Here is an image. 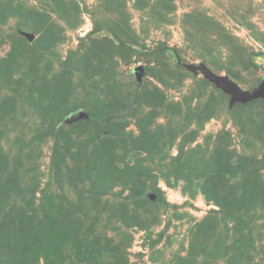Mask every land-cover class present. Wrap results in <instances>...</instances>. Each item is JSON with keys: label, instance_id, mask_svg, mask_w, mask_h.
<instances>
[{"label": "rangeland", "instance_id": "374dc122", "mask_svg": "<svg viewBox=\"0 0 264 264\" xmlns=\"http://www.w3.org/2000/svg\"><path fill=\"white\" fill-rule=\"evenodd\" d=\"M186 64L259 87L264 0H0V264H264V98Z\"/></svg>", "mask_w": 264, "mask_h": 264}, {"label": "water", "instance_id": "95a60500", "mask_svg": "<svg viewBox=\"0 0 264 264\" xmlns=\"http://www.w3.org/2000/svg\"><path fill=\"white\" fill-rule=\"evenodd\" d=\"M26 36L33 40L35 36L30 33H26ZM186 67L192 70L194 73L202 72L204 73L205 77L213 82L217 87L223 89L225 92L231 95V101L230 105L232 106L236 102H250L252 100H256L258 98H264V79L259 87L256 89L249 91L241 88L236 82H234L229 76L227 75H221L217 74L211 69H209L206 65L200 64V65H189L186 64ZM144 66L139 65L135 67L134 74L138 81H142V77L144 74ZM89 114L83 110L80 109L77 112L73 113L70 117H68L67 122H74L81 119H88ZM152 199H155L156 197L151 196Z\"/></svg>", "mask_w": 264, "mask_h": 264}, {"label": "trees", "instance_id": "16d2710c", "mask_svg": "<svg viewBox=\"0 0 264 264\" xmlns=\"http://www.w3.org/2000/svg\"><path fill=\"white\" fill-rule=\"evenodd\" d=\"M165 47H161L158 49L157 52H164ZM91 118H95L93 115H91Z\"/></svg>", "mask_w": 264, "mask_h": 264}]
</instances>
